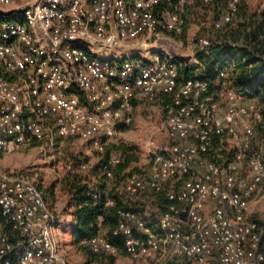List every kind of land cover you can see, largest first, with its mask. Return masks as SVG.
<instances>
[{"label": "built area", "instance_id": "obj_1", "mask_svg": "<svg viewBox=\"0 0 264 264\" xmlns=\"http://www.w3.org/2000/svg\"><path fill=\"white\" fill-rule=\"evenodd\" d=\"M222 1L0 0V154L54 137L101 152L139 106L162 100L167 143L153 153L149 173L131 176L123 189L129 205L156 196L157 227L125 208L112 235L136 264H264V227L250 210L264 190L261 141L257 146L264 114L229 88L226 73L213 91L208 80L182 77L177 61L155 49L165 35L184 34L186 7L197 12ZM238 11V0L227 1L212 31L234 24ZM225 138L232 153L222 160ZM119 164L116 156L106 160L105 177ZM82 245L97 258L89 264H116L121 255L106 232ZM0 264H74L59 215L20 172L0 171Z\"/></svg>", "mask_w": 264, "mask_h": 264}, {"label": "rangeland", "instance_id": "obj_2", "mask_svg": "<svg viewBox=\"0 0 264 264\" xmlns=\"http://www.w3.org/2000/svg\"><path fill=\"white\" fill-rule=\"evenodd\" d=\"M227 1L229 0H223L209 7L199 5L197 12L195 8L186 7L183 14L186 20L184 34L179 37L165 35L166 39L160 41L158 47L155 48L160 50L156 54L162 53L164 58L177 61L179 70L185 66L194 67L195 75L199 77L203 67L197 61L196 53L205 50L217 41L218 37H215L216 33L212 31V24L218 14L225 9ZM245 1L251 14L264 11V0ZM240 2L241 0H238V9ZM204 39L210 42L209 46L201 45V40ZM180 74L185 78L183 73L180 72ZM221 74L220 78H222ZM243 100L249 104L256 103L244 98ZM221 105V109L224 111V104ZM162 106V100L147 102L139 106L133 123L105 145L101 152L91 150L90 144L81 139L54 137L52 142L0 154V171L20 172L32 178L42 187L51 208L63 218V222L60 224V239L69 259L74 264H89L91 259L96 261L97 258H92L88 246L82 245L83 248H86L84 252L72 245V229L75 223L71 217L67 216L72 180L79 178L90 189L99 191L101 195L103 192L105 196H108V191L114 187L122 203L129 205V200L123 191L126 182L133 175L148 174L153 153L159 152L167 143L168 134ZM260 141L263 144V141L258 138L257 146L261 145ZM150 143H153L154 147L149 152L148 145ZM231 145L230 138H225L222 146L217 150L218 159L231 158ZM127 154L132 158V161L126 171L119 172L118 165L114 168L111 179L105 177L101 170L98 177L92 173L93 168L107 160V157L116 156L121 163L124 162ZM262 155L264 157L263 150ZM80 163L88 164L90 169L81 172L78 169ZM101 180L107 184V189L104 191L100 188ZM108 199L114 200L113 198ZM160 203L152 194L146 195L141 202L137 203L138 210L147 213L150 219L149 223L154 228L157 227L161 213ZM250 210L253 218L264 227V190L253 196ZM115 261L118 264H136L125 253H121Z\"/></svg>", "mask_w": 264, "mask_h": 264}, {"label": "trees", "instance_id": "obj_3", "mask_svg": "<svg viewBox=\"0 0 264 264\" xmlns=\"http://www.w3.org/2000/svg\"><path fill=\"white\" fill-rule=\"evenodd\" d=\"M215 33V37H218L217 41L196 53V59L203 67L202 74L198 77L195 75L194 67L186 66L180 72L186 79L199 78L210 81L213 91L221 90L223 79L220 78V74L225 72L229 88L238 96L248 101H255L264 114V11L251 14L247 2L241 0L235 23ZM260 139L263 141L264 151V139L262 137ZM109 158L107 157V160ZM105 161L93 168L92 173L95 177H98L100 170L102 171ZM131 161L132 158L127 154L124 162L119 164V172L126 171ZM101 183L100 188L104 191L107 189V184L102 180ZM88 190L92 189L84 184L83 180L79 178L72 180L69 202V209L75 221L72 229V245L85 252L86 248L82 247L83 242L91 240L100 232H106L114 245L124 253L121 242L112 236L118 223L117 211L125 208L139 211L137 203L124 205L114 187L108 191V196L102 192L99 200L86 196ZM108 198H113L115 204L106 208ZM99 223H101L100 227ZM90 254L92 258H96L91 252Z\"/></svg>", "mask_w": 264, "mask_h": 264}, {"label": "crops", "instance_id": "obj_4", "mask_svg": "<svg viewBox=\"0 0 264 264\" xmlns=\"http://www.w3.org/2000/svg\"><path fill=\"white\" fill-rule=\"evenodd\" d=\"M189 8V7H188ZM143 214L147 215L146 212H144ZM68 217H71L73 220H74V216L72 215V211L69 209V203H68V214H67ZM148 216V215H147ZM60 217V216H59ZM150 220V219H149ZM63 222V218L60 217V224ZM75 223V221H74ZM117 262V261H116ZM118 264V263H116Z\"/></svg>", "mask_w": 264, "mask_h": 264}]
</instances>
